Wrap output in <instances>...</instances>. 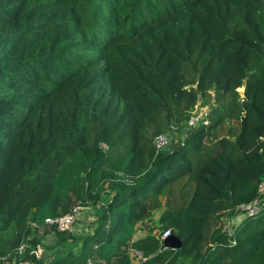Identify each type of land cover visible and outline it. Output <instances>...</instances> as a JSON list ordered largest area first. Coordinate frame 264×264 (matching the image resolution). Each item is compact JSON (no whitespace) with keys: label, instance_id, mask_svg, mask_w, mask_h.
Wrapping results in <instances>:
<instances>
[{"label":"trees","instance_id":"16d2710c","mask_svg":"<svg viewBox=\"0 0 264 264\" xmlns=\"http://www.w3.org/2000/svg\"><path fill=\"white\" fill-rule=\"evenodd\" d=\"M263 177L264 0H0V264L22 240L49 264H264V209L223 229ZM77 203L82 229L45 224Z\"/></svg>","mask_w":264,"mask_h":264},{"label":"built area","instance_id":"2783aa9c","mask_svg":"<svg viewBox=\"0 0 264 264\" xmlns=\"http://www.w3.org/2000/svg\"><path fill=\"white\" fill-rule=\"evenodd\" d=\"M192 116L193 112H191L189 117V124H192L194 121ZM202 122L206 123L207 121L202 119ZM154 142L157 149H162L169 145L170 139L165 135H158L155 137ZM258 192V197L247 203L240 204L237 207L238 212L236 215L230 217V219H227L224 222L223 229H225L229 235L232 234L236 225L239 224L245 217L256 215L264 209V177L258 184ZM88 209L89 207L82 205L81 203H77L72 207L71 211L63 215L53 218H46L45 224L48 226L54 225L59 231L70 230L75 224L82 223L86 219L81 217L80 214L82 215V213ZM80 220L81 222H79ZM89 220L90 218L88 217L86 219V223ZM170 233V230L166 229L160 234L159 237L160 239H163ZM4 260H8V264H49V257L44 246L40 243L32 246L27 240L20 241V243H18L17 246L13 248L11 254H8Z\"/></svg>","mask_w":264,"mask_h":264},{"label":"rangeland","instance_id":"374dc122","mask_svg":"<svg viewBox=\"0 0 264 264\" xmlns=\"http://www.w3.org/2000/svg\"><path fill=\"white\" fill-rule=\"evenodd\" d=\"M238 91L242 95L243 94V86H241L240 88H238ZM209 107H210L209 105H199V104L195 105V108L192 111L193 112V116L192 117H193V120L194 121L192 122V124H189L188 123V125L194 126V125H198L199 123H202V119H206L207 113L210 111ZM166 135L169 136V139H170V147L172 146L173 148L176 147V145L178 143H180L183 140V137H184V135L182 134V132L181 131H178V130H174L172 132H168ZM88 212H89L88 213V216H84L86 212L82 213V215L80 214V216L83 217V218H86V219L89 217L90 218L89 221H91L92 220L91 218L93 217L92 216L93 213L91 212V209L88 210ZM79 222H81V220ZM82 223L75 224L73 226V230L77 232L78 230L82 229V227L84 225V223L83 224ZM156 225H158V221H157V223L156 222H153V226L157 228L158 226H156ZM258 225H259V227H264V217L262 218V220H258ZM93 226H94V224L91 225V228ZM158 234L159 233L157 231V235ZM48 242H49V236L47 235L46 236L45 243H48ZM130 254L132 256V261H134L133 263H136L137 262V259H135V257H136V255L138 256V253L135 252L134 250H131L130 251Z\"/></svg>","mask_w":264,"mask_h":264},{"label":"crops","instance_id":"0c3cea01","mask_svg":"<svg viewBox=\"0 0 264 264\" xmlns=\"http://www.w3.org/2000/svg\"><path fill=\"white\" fill-rule=\"evenodd\" d=\"M88 210H90V209H88ZM88 210L85 211L86 213H85L84 216H88V213H89ZM160 213H161L160 209L154 210L153 214H152V216H151V218H150V220L148 222H146L145 224L144 223L143 224H138L137 230H136V232H135L133 237L135 239L144 238L146 235L150 234L149 231H152L151 233L156 236L157 235V231L159 233V230L156 227L153 226V222L157 223ZM135 252L138 253V251H135ZM138 256L136 255L135 259H137V262L134 263V264L138 263V259H139Z\"/></svg>","mask_w":264,"mask_h":264},{"label":"water","instance_id":"95a60500","mask_svg":"<svg viewBox=\"0 0 264 264\" xmlns=\"http://www.w3.org/2000/svg\"><path fill=\"white\" fill-rule=\"evenodd\" d=\"M181 245H182V242H181L180 238L173 233H170L168 236L161 239V247L162 248L177 249V248H180Z\"/></svg>","mask_w":264,"mask_h":264}]
</instances>
